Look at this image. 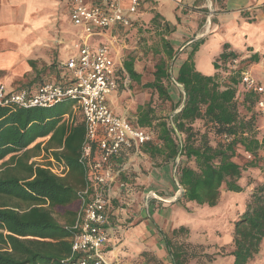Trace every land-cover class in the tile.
<instances>
[{
    "label": "trees",
    "instance_id": "16d2710c",
    "mask_svg": "<svg viewBox=\"0 0 264 264\" xmlns=\"http://www.w3.org/2000/svg\"><path fill=\"white\" fill-rule=\"evenodd\" d=\"M150 21L162 32L163 57L155 66L154 78L142 86L172 103L175 93L171 88L178 83L183 90L167 116L157 115L148 103L138 107L136 119H127L155 133L156 138L142 148L153 160L161 158L153 162L155 166H172L179 158L177 177L184 192L176 203L215 207L223 190L246 191L249 184L240 182L243 172L250 174L256 167L264 171L260 94L241 83L239 72L229 73L227 61L238 57L228 45L214 61L215 75L197 69L194 56L200 43L194 42L175 77L171 76L169 62L177 50L168 35L176 29L158 14ZM137 24L142 25L133 21L131 26L117 25L114 29ZM123 68L117 72L118 88L125 87L126 78L142 81L134 57H124ZM240 70L245 69L240 66ZM225 74L228 79H222ZM24 88L31 89L29 85ZM74 105L71 99L48 107L0 105V264H71L80 257L72 256L71 238L76 233L73 225L81 206L78 191L85 186L79 162L85 129L82 115L72 113ZM68 113L73 116L71 123L63 119ZM243 153L253 158L242 165L236 158ZM42 154L45 159L41 163L30 162ZM131 154L119 158L126 157L127 161ZM51 157L67 164L66 175H56L42 166L50 164ZM124 160H119L121 165ZM127 174L121 171L120 180L129 182ZM251 184L253 189L234 221L230 252L233 264H251L264 240V173ZM180 232L188 234L189 229L174 228L171 237L161 232L172 264L188 260L187 252L173 242Z\"/></svg>",
    "mask_w": 264,
    "mask_h": 264
},
{
    "label": "crops",
    "instance_id": "0c3cea01",
    "mask_svg": "<svg viewBox=\"0 0 264 264\" xmlns=\"http://www.w3.org/2000/svg\"><path fill=\"white\" fill-rule=\"evenodd\" d=\"M72 1L0 0V73H4L0 75V85L4 84L7 91L16 92L28 85L31 89H35L46 82L61 81L65 83L69 80L70 72L66 67V63L72 56L78 55V44L84 35L83 26L75 24L71 18ZM86 1L88 4H92L93 2L97 3L99 0ZM141 1L139 11L132 16L133 21L141 22L144 17H154L158 14L169 22L165 13L161 11V7L170 6L171 4L176 6L174 17L177 19V24L174 26L176 29L174 33L179 28L181 32L177 31L176 36L179 41H172V44L180 45L184 42L183 39H187L185 45L192 44L195 41L198 44L200 43L194 56L195 62L198 53L206 47L210 48L213 43L209 39L210 36L220 32L221 36L217 42L221 46L216 49V54H213V63L223 52L224 45H228V50L233 51L241 60V69L248 70L258 80H264V0ZM123 5L127 9L130 0H123ZM209 24L212 30L206 36L208 31L204 28ZM114 30L116 29L112 28L93 35L90 38V44L98 46L101 43H107L114 53L123 57L110 38L113 36ZM202 37L205 38L200 39ZM190 51L191 49H188L182 54L178 67L187 58ZM48 69H54L57 73L51 76L45 74L46 76L41 78L43 71ZM9 70L19 71V77L30 73V75H33L34 80L23 81V84L11 81L12 79L6 74ZM216 72L215 69L214 73L207 75H215ZM128 81L129 79L126 78L125 85ZM127 95L128 93H126L124 87H120L109 96V104L113 111L125 117L129 116H127V109L124 108L125 106L128 107V104L122 98ZM111 96L112 99L110 100ZM139 106L136 107L137 110ZM124 159L127 158H117L115 160L116 168H119L120 161ZM146 164L149 168L150 163L146 162ZM151 168L149 173H140V167L134 158L124 172L136 173L134 179L137 180V183L135 184L149 185L154 182L156 184L154 188L159 191L158 193L154 191L158 198L153 199L158 203L166 201L168 195L172 196L171 191L174 193L171 198L176 197L177 191L172 189L174 187H166L168 166L154 167L152 162ZM118 181H120V176L114 187V199L116 198L115 200H119V202L117 201V205L110 216L109 238L104 248L107 258L116 264H150L149 258L153 257V259L168 264L169 252L162 239L161 232L166 234V230L185 226L181 223L177 214L179 212L187 214V209L180 203L173 204L170 207L162 204L160 208H155L153 200L147 201V199H143L144 196L138 197L139 195L136 192L129 196L131 199L128 202H124L119 198V192L122 188L119 186ZM251 188L253 189V187ZM231 194L244 196L241 206V208H244L246 192H228V196ZM223 198L224 193L223 196L221 195L218 204L220 202L222 204ZM124 204L130 206L125 207ZM215 207L209 206L212 209ZM229 231L224 230V233ZM222 232L223 229L221 233L217 232L219 238H217L216 244L229 242L228 240L221 241ZM227 235L230 237V233Z\"/></svg>",
    "mask_w": 264,
    "mask_h": 264
},
{
    "label": "built area",
    "instance_id": "2783aa9c",
    "mask_svg": "<svg viewBox=\"0 0 264 264\" xmlns=\"http://www.w3.org/2000/svg\"><path fill=\"white\" fill-rule=\"evenodd\" d=\"M140 6L141 0H130L127 9L123 0H99L92 4L86 0H73L71 18L75 24L83 26L84 35L78 44V55L72 56L66 63L70 72L69 81L46 82L35 89L21 88L16 92H9L4 84L0 85L2 106L48 107L71 99L75 101L72 113L78 111L82 115L85 135L79 162L84 169L85 186L78 191L81 206L73 225L76 233L71 238L72 256L78 254L80 257L71 264H116L107 258L104 249L114 209L115 183L120 172L127 169L132 157L141 153L146 143L154 140L149 129L133 125L127 117L115 113L109 104V96L118 89L117 72L119 68L124 69V58L114 53L107 43L98 46L90 44V38L97 33L117 25L131 26L132 16L137 14ZM209 29L210 26H207L206 30ZM240 62L239 58L228 60L229 73L239 72L241 83L260 94L258 107L264 118V80H258L248 70H240ZM176 85L181 86L178 83ZM63 119L71 123L73 116L68 113ZM129 152L132 154L128 161L116 168L115 160ZM260 156L264 161L263 150ZM248 157L252 159L253 155L249 154ZM37 158H32L30 162L39 163ZM49 163L42 166L56 175L64 176L69 170L64 161L53 157L49 158ZM178 163L179 158L172 165L177 187L174 200L184 192L177 177ZM118 182L127 194H132L131 184L121 180ZM149 197L158 198L154 191L149 193Z\"/></svg>",
    "mask_w": 264,
    "mask_h": 264
},
{
    "label": "rangeland",
    "instance_id": "374dc122",
    "mask_svg": "<svg viewBox=\"0 0 264 264\" xmlns=\"http://www.w3.org/2000/svg\"><path fill=\"white\" fill-rule=\"evenodd\" d=\"M176 6L173 4L166 5L164 7H161V11L165 13L167 16L166 18L169 20V23L172 26H175L177 24V19L174 17ZM145 18V17H144ZM143 18V19H144ZM152 17L142 19L141 23L142 25L138 27L139 25H133L130 28L120 29V30H114L113 36L110 37L111 40L115 43V47L122 53L123 57H129L132 56L135 59V66L137 70L142 73V81L140 83H137L135 81H132L130 78L127 84L124 87V90H126V93H128L127 96L122 98L124 102H127L128 107L125 106L124 108L127 109L128 114L127 116L130 119H136L138 110L136 109L137 106L141 105H147L148 103H151L156 111L157 115L159 116H167L168 114L172 113L174 109V103L181 97L182 93V87L175 85L170 87L172 92L175 93V102L170 101H164L158 98V94L149 88H144L142 85L148 81H151L154 78V71L155 66L159 62L160 58L163 57V46L161 41V30H159L157 27L151 24ZM210 26V24L208 25ZM212 27L210 26V31L206 34L208 36L211 33ZM179 32H181V29H178ZM177 30V31H178ZM206 30V28H204ZM173 32L168 35V37L171 39V41H176L179 39L177 38L176 34L178 32ZM218 32V31H217ZM216 32V33H217ZM186 33V32H184ZM221 34L218 32V34H213L210 36V41H213V43L210 45V48H204L203 50L198 53V56L196 58V67L199 71L203 72L204 74H212L214 73V55L216 54L217 50L221 45L218 43V39L220 38ZM205 37H202L200 39H204ZM182 44H176L173 45L174 48L177 50L175 54V58L169 62V69L171 76L175 77L178 69V65L180 63V59L182 54L187 51L188 49L192 48V44L185 45L187 39H183ZM196 42V41H195ZM217 42V43H216ZM160 51V52H159ZM214 54V55H213ZM18 72L16 70H9L6 72V74L12 79L11 81H15L18 83H24L28 80L33 79V75H30V73L25 74V76H18ZM57 73L56 70L48 69L43 71V75L40 76L41 78L43 76ZM4 73H0V75H3ZM46 74V75H45ZM259 74V73H258ZM228 74H225L222 79H228ZM23 79L20 80L19 79ZM24 81V82H23ZM112 99V96L110 100ZM72 112V111H71ZM76 116L81 117L80 113L76 111ZM154 139L155 133H153ZM42 141L37 140V142ZM36 143V142H35ZM34 143V144H35ZM33 144V145H34ZM137 160L138 166L140 167V173L146 174L151 171L152 162L160 161L161 158L158 157L156 160H153L145 151L144 149L141 150V153L136 154L131 159V162L134 160ZM38 161L44 160L45 157L43 154L39 156ZM239 163L246 164L251 159L248 157L246 153L239 154V156L236 158ZM259 160V159H258ZM146 162L150 163L149 168H147ZM168 166V175L166 180V187H174L175 191H177V187L172 175L171 171V164H165L164 166ZM154 167H156L153 164ZM259 166V165H258ZM129 172V171H128ZM264 171L263 169H260V167H256L252 170V173L249 174V172H243V176L240 179V182L242 184L248 183L249 185L245 186V192L250 193L252 191V188L254 184L250 183L254 180H260L262 178ZM134 176H136L135 172H130L127 174V183L131 184L133 187V192H136L139 196L143 197V199H147V201H154V207L160 208L162 204H165L167 207H170L173 204H177L174 198H171L174 196V193L171 191L170 194L172 196L167 197L166 201H160L159 203L156 202L153 198L148 197L150 191H156L158 193V189L154 188V185H156L154 182H151V184H135L137 183V180L134 179ZM160 188L159 186H157ZM135 193V194H136ZM224 193V198L222 199V204H218L215 208H209L208 205H198L196 203H188L183 206L187 209V214L179 212L177 214L178 218L181 220L182 224H185V227L189 229L188 234L185 232H180L176 237H174V243H177L184 249V251L188 254V260L185 264H233V259L230 256V252L233 250V228H234V221L235 219L239 218L240 213L242 212L243 208H241L242 203L244 201V196L241 194H231L228 196V192L226 190H223L222 196ZM132 194H127L126 191L121 189L119 192V198L124 201L128 202L129 199H131ZM245 195V194H244ZM181 196V195H180ZM178 196V198L180 197ZM116 199V198H115ZM113 200L114 207L117 205V201L119 200ZM118 199V198H117ZM130 203V202H129ZM131 204V203H130ZM125 207H129L130 205L124 204ZM206 206V207H205ZM229 211H228V209ZM230 214H229V213ZM222 235L220 239H222V242H225L228 240L229 242L226 244H216L217 238H219V234L217 232L222 231ZM172 229L166 230V234L168 236H172ZM224 230L228 233H230V237L227 235L228 233H224ZM150 264H164L160 262L159 260L153 259V257L149 258ZM172 260L169 255V263L171 264ZM251 264H264V240L261 243V249L259 254H257L251 261Z\"/></svg>",
    "mask_w": 264,
    "mask_h": 264
}]
</instances>
